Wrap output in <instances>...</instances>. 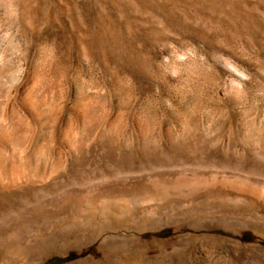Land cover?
<instances>
[{
	"label": "rangeland",
	"instance_id": "374dc122",
	"mask_svg": "<svg viewBox=\"0 0 264 264\" xmlns=\"http://www.w3.org/2000/svg\"><path fill=\"white\" fill-rule=\"evenodd\" d=\"M260 103L264 0H0V264H264L261 211L175 182L264 159Z\"/></svg>",
	"mask_w": 264,
	"mask_h": 264
},
{
	"label": "bare ground",
	"instance_id": "6f19581e",
	"mask_svg": "<svg viewBox=\"0 0 264 264\" xmlns=\"http://www.w3.org/2000/svg\"><path fill=\"white\" fill-rule=\"evenodd\" d=\"M237 70V69H236ZM236 70H234V71H236ZM240 75V74H239ZM185 89V88H184ZM180 90V89H179ZM182 91H183V89H181ZM180 90V91H181ZM185 90H187V89H185ZM190 90V89H189ZM189 90H187V91H189ZM193 90V89H192ZM181 91V92H182ZM194 91V90H193ZM193 91H191V92H193ZM217 91V90H216ZM240 91V93H242L243 91H244V89H238V88H236V87H234V86H230V87H226V88H224V90H223V94H224V98H226V100L225 101H227V103H229V104H232V107H237V103L239 102V96H237V95H235V93H238ZM180 92V93H181ZM195 93H196V91H194ZM193 92V93H194ZM184 93V92H183ZM190 93V92H189ZM186 94H187V92H186ZM236 96V97H235ZM241 99H242V96H241ZM196 100H197V98H196ZM190 102V101H189ZM195 102H197V101H195ZM196 104V103H195ZM194 104V105H195ZM222 104V103H221ZM261 104V103H260ZM223 105H225V103L223 104ZM219 106H221V105H219ZM219 106H217V107H219ZM198 107V106H197ZM197 107H195V108H197ZM202 106H200V108H201ZM223 107V106H222ZM226 107V106H225ZM246 107V106H245ZM244 107V108H245ZM199 108V109H200ZM205 109V108H204ZM224 108H222V110H223ZM252 109H254V108H252ZM197 110V109H196ZM216 110H217V108H216ZM227 110H228V108H227ZM251 110V109H250ZM191 111V110H190ZM200 111V110H199ZM214 110H212V112H213ZM224 111V110H223ZM229 111V110H228ZM235 111V110H234ZM249 111V110H248ZM254 111H256V113H254ZM253 111V113H254V115H252V117H253V120H257L258 118V120H259V129H261V133H262V130L264 131V103H262L260 106H257L256 107V109ZM204 112V111H203ZM217 112V111H216ZM224 112H227V111H224ZM243 112V111H242ZM245 112V111H244ZM202 113V112H201ZM220 113H222V112H220ZM236 113V112H235ZM199 115H200V113H198ZM205 114H206V112H205ZM214 114H217V113H214ZM223 114V113H222ZM225 114V113H224ZM223 114V115H224ZM241 114V113H240ZM246 114V116H244V117H247V113H245ZM202 115V114H201ZM248 115H249V113H248ZM187 116V115H186ZM193 116V115H192ZM213 116V115H212ZM220 116V115H219ZM240 116H242V115H240ZM249 116H251V115H249ZM196 117V116H195ZM206 117V116H205ZM214 117V116H213ZM185 118V117H184ZM203 118H204V115H203ZM208 118H210V117H207V119ZM229 118H231V117H229ZM240 118V117H239ZM251 118V117H250ZM188 119H191V115H190V117L188 118ZM187 119V120H188ZM206 119V120H207ZM219 119V118H218ZM249 119V118H248ZM184 120V119H183ZM232 120V119H231ZM242 120V119H241ZM250 120V119H249ZM185 121H186V119H185ZM191 121V120H190ZM209 121V120H208ZM189 122V121H188ZM200 122H202V121H200ZM213 122V121H212ZM215 122V121H214ZM247 122V121H246ZM245 122V123H246ZM251 122H253V121H251ZM210 123V122H209ZM249 123V121L247 122V124ZM184 124H186V123H184L183 122V125ZM198 124V123H197ZM204 124V123H203ZM225 124V123H224ZM232 124V123H231ZM241 124V123H240ZM256 124V123H255ZM254 124V125H255ZM182 125V126H183ZM192 125H194V124H192ZM195 125H196V123H195ZM210 125V124H209ZM233 125V124H232ZM258 125V124H257ZM186 126H188V125H186ZM224 125H222V127H223ZM230 126V125H229ZM238 126V125H237ZM248 126V125H247ZM251 126H253V125H251ZM195 127H198V126H195ZM221 127V126H220ZM242 127V126H241ZM254 127V126H253ZM136 128V127H135ZM190 128V127H189ZM188 128V129H189ZM199 128V127H198ZM202 128H204L203 126H202ZM243 128H245V127H243ZM247 128V127H246ZM185 129H187V128H185L184 127V130ZM187 129V130H188ZM192 130L194 129V128H191ZM253 129H255V127L254 128H252V130ZM121 130V129H120ZM190 130V129H189ZM188 130V131H189ZM216 130H218V129H216ZM238 130V129H237ZM241 130H242V128H241ZM244 130V129H243ZM251 130V131H252ZM256 130V129H255ZM254 130V131H255ZM203 131H204V129H203ZM202 131V134H204V132ZM206 131V130H205ZM229 131V130H228ZM231 131V130H230ZM257 131V133H258V130H256ZM191 132V131H190ZM194 132V131H193ZM196 132H198L197 130H196ZM215 132V131H214ZM260 132V131H259ZM180 133V132H179ZM178 133V134H179ZM216 133V132H215ZM224 133H226V132H224ZM254 133V132H253ZM264 133V132H263ZM263 133H262V135H263ZM88 134V133H87ZM97 134H98V132H97ZM176 134V133H175ZM201 134V133H200ZM205 134H207V132L205 133ZM218 134V133H217ZM238 134V133H237ZM183 135V134H182ZM215 135V134H214ZM229 135H230V133H229ZM247 135H249V134H247ZM255 135V134H254ZM260 135V134H259ZM145 136V135H144ZM174 136V135H173ZM177 136V135H176ZM175 136V137H176ZM196 135L194 134V137H195ZM219 136H221V135H219ZM218 136V137H219ZM226 136V135H225ZM256 136V135H255ZM264 136V135H263ZM86 137V136H85ZM91 137V136H90ZM124 137V136H123ZM182 137V136H181ZM190 137H192V136H190ZM199 137V136H198ZM222 137V136H221ZM248 137V136H247ZM258 137V136H257ZM84 138V137H83ZM164 138V137H163ZM176 138H178L177 140H179V137L177 136ZM233 138H235V137H233ZM89 139V138H88ZM151 139V138H150ZM168 139V138H167ZM229 139V138H228ZM81 140V139H80ZM162 140V139H161ZM164 140V139H163ZM217 140V139H216ZM255 140H257L258 141V139H255ZM176 141V140H175ZM175 141H171V142H175ZM219 141V140H218ZM239 141V140H238ZM81 142V141H80ZM206 142V141H205ZM213 142H216V141H213ZM212 142V143H213ZM243 142V141H242ZM262 142H264V141H262ZM261 142V143H262ZM155 143H157V142H155ZM168 143V142H167ZM170 143V142H169ZM230 143V140L228 141V144ZM83 144V143H82ZM151 144V143H150ZM158 144V143H157ZM233 144H234V141H233ZM232 144V145H233ZM254 144V143H253ZM24 145V144H23ZM22 145V146H23ZM153 145V144H152ZM168 145V144H167ZM212 145H214V144H212ZM154 146H156V144H154ZM173 146V148H172V151H177L178 150V148H176V147H174V145H172ZM229 146V145H228ZM21 147V146H20ZM158 147V146H157ZM168 147H170L169 145H168ZM223 147H225V145L223 146ZM262 147V146H261ZM159 148H160V146H159ZM221 148V147H220ZM229 148V147H228ZM222 149V153L223 154H227L228 152L230 153V155L233 157V159L235 158L236 159V162L238 161V162H241V166H236V167H234V168H232L231 170H227L226 169V167H225V169L226 170H223V171H219V170H217V171H215V172H213V173H210V174H208V176L206 175V176H204V175H202L200 172H196V170H192L193 172H190V174H191V176H187V177H183V176H180V177H178L176 180H175V182H177V184L178 183H182V184H188V185H192L193 186V188H195V189H201V188H205V193L208 195V197H210V198H212L213 200L214 199H216V200H221V202L222 201H228V202H232V203H238V202H246V204L247 203H249V204H251L255 209H257V210H259V211H261L263 214H264V182L262 183V182H258L257 180H255V178L253 177L255 174H257L258 172H259V175H260V171H259V169H261V168H263L264 167V159H261V161H260V159H256V158H254L255 160H253V161H256L257 162V164L255 163V162H252V163H249V164H246L245 162H246V160H244L243 158H241V157H245V155L244 156H240L239 157V154H237L236 152H234L233 150H229V149ZM257 148V147H256ZM164 149H165V147H164ZM170 149V148H169ZM231 149V148H230ZM238 149H240V148H238ZM243 149V148H242ZM262 150L264 149V148H261ZM163 150V149H162ZM191 150V149H190ZM244 150V149H243ZM259 150H260V148H259ZM259 150L257 151V152H259ZM262 150H261V152H262ZM158 151H159V149H158ZM210 151V150H209ZM240 151V150H239ZM157 152V151H156ZM160 152V151H159ZM162 152V151H161ZM160 152V153H161ZM194 152H198V154H200V152L201 151H198V150H195ZM193 151H187V154H196V153H194ZM217 152V151H216ZM215 152V153H216ZM219 152V151H218ZM247 152V151H246ZM255 152H256V150H255ZM264 152V151H263ZM262 152V153H263ZM180 153V152H179ZM184 153H185V151H184ZM242 153V152H241ZM254 153V152H253ZM23 154V153H22ZM148 154V153H147ZM147 154L145 155L146 157H148L147 156ZM156 154V153H155ZM159 154V153H158ZM158 154H156L157 156H158ZM168 154V153H167ZM172 154V153H171ZM177 154V153H176ZM175 154V155H176ZM245 154V153H244ZM252 154V153H251ZM264 154V153H263ZM162 155V153L159 155V156H161ZM165 155V154H164ZM218 155H219V153H218ZM249 155V154H248ZM132 156V155H131ZM136 156V155H135ZM150 156V155H149ZM172 156V155H171ZM180 156V155H179ZM220 156V155H219ZM218 156V157H219ZM258 156V155H257ZM256 156V157H257ZM263 156V155H262ZM162 157V156H161ZM218 157H217V160H218ZM232 157H231V159H232ZM253 157V156H252ZM261 157V156H260ZM132 158V157H131ZM134 158V157H133ZM151 158V157H150ZM154 158H156L157 160H158V157H154ZM170 158V157H169ZM172 158H174V157H172ZM214 158V157H213ZM135 159V158H134ZM164 159H165V157H164ZM171 159V158H170ZM219 159H221V158H219ZM230 159V158H229ZM154 160V159H153ZM161 160H162V158H161ZM174 160H175V158H174ZM216 160V161H217ZM263 160V161H262ZM148 161H150V160H148ZM152 161V160H151ZM159 161V160H158ZM171 161H173L172 159H171ZM215 161V162H216ZM224 161H225V159H224ZM251 161V159L249 160V162ZM140 162V161H139ZM162 162H163V160H162ZM169 162V161H168ZM218 162V161H217ZM216 162V163H217ZM230 162V161H229ZM170 163V162H169ZM231 163H232V161H231ZM230 163V164H231ZM235 163V162H234ZM148 164V163H147ZM160 164V163H159ZM239 164V163H238ZM227 165H229V164H227ZM245 165V166H244ZM6 166H8V165H6ZM157 166V165H156ZM222 166H223V164H222ZM230 166V165H229ZM247 166V167H246ZM140 168L142 169V167L140 166ZM145 168V167H144ZM227 168H228V166H227ZM229 169V168H228ZM24 170V169H23ZM191 170V169H190ZM184 171V170H183ZM114 172V171H113ZM211 172V171H210ZM262 172H263V170H262ZM21 173V172H20ZM23 173V172H22ZM21 173V174H22ZM26 173V172H25ZM24 173V174H25ZM28 173V172H27ZM102 173V172H101ZM115 173V172H114ZM185 173L187 174V172L185 171ZM103 174V173H102ZM189 174V172H188V175H190ZM182 175V174H181ZM25 176V175H24ZM103 176V175H102ZM179 176V175H178ZM264 176V175H263ZM20 178H23V177H20ZM150 181V185H151V187L153 188V190L155 191V192H163L165 189H166V187H165V185H164V183H162L159 179H157V178H154V179H150L149 180ZM1 183H3V181L1 180ZM142 187V186H141ZM140 187V188H141ZM176 187H178V186H176ZM168 188V187H167ZM130 191V190H129ZM166 191V190H165ZM125 192V191H124ZM121 193H122V190H121ZM129 193H131V191L129 192ZM129 193H127V195H131V194H133V193H131V194H129ZM92 194V193H91ZM95 194V193H94ZM94 194H93V197H94ZM123 194V193H122ZM112 195V194H111ZM115 196H117V195H115ZM83 197V196H82ZM92 197V198H93ZM121 197V196H120ZM86 198V196L84 197V199ZM82 199V198H81ZM83 201V200H82ZM227 202V203H228ZM244 204V203H243ZM248 206V205H247ZM251 206V207H252ZM262 217H264V215H262ZM263 224H264V221H263Z\"/></svg>",
	"mask_w": 264,
	"mask_h": 264
}]
</instances>
